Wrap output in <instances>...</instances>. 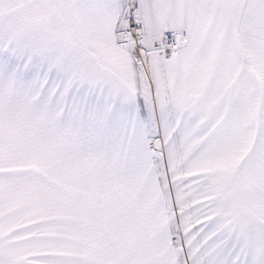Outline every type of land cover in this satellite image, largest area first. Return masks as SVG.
<instances>
[{
	"label": "snow or ice",
	"instance_id": "obj_1",
	"mask_svg": "<svg viewBox=\"0 0 264 264\" xmlns=\"http://www.w3.org/2000/svg\"><path fill=\"white\" fill-rule=\"evenodd\" d=\"M0 264H264V0H0Z\"/></svg>",
	"mask_w": 264,
	"mask_h": 264
}]
</instances>
